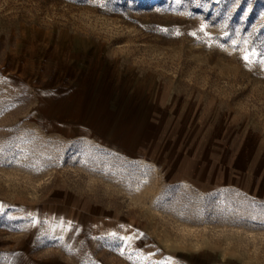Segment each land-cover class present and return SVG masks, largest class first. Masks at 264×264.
<instances>
[{"label": "rangeland", "instance_id": "1", "mask_svg": "<svg viewBox=\"0 0 264 264\" xmlns=\"http://www.w3.org/2000/svg\"><path fill=\"white\" fill-rule=\"evenodd\" d=\"M261 54L264 0H0V264H264Z\"/></svg>", "mask_w": 264, "mask_h": 264}, {"label": "snow or ice", "instance_id": "2", "mask_svg": "<svg viewBox=\"0 0 264 264\" xmlns=\"http://www.w3.org/2000/svg\"><path fill=\"white\" fill-rule=\"evenodd\" d=\"M200 31H203V26L201 27ZM191 35H195L194 33H192ZM234 46H235V42H234ZM255 55V52H252L251 55L248 54V51L246 50L245 53L241 56V59L245 62L246 65H248L250 62H252V56ZM262 56H264V54H261ZM261 64H264V60L260 61ZM128 240L134 239V237H128Z\"/></svg>", "mask_w": 264, "mask_h": 264}, {"label": "crops", "instance_id": "3", "mask_svg": "<svg viewBox=\"0 0 264 264\" xmlns=\"http://www.w3.org/2000/svg\"><path fill=\"white\" fill-rule=\"evenodd\" d=\"M24 259H26L27 261L23 262V264H53V263H56V261L53 262L52 260H47V259L35 260V259H32L31 257H28V256H25Z\"/></svg>", "mask_w": 264, "mask_h": 264}]
</instances>
